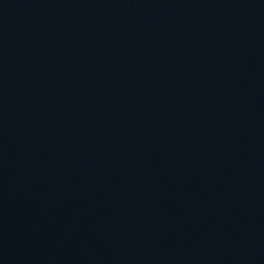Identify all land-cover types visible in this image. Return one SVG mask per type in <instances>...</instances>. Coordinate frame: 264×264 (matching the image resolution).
Here are the masks:
<instances>
[{
	"label": "water",
	"instance_id": "95a60500",
	"mask_svg": "<svg viewBox=\"0 0 264 264\" xmlns=\"http://www.w3.org/2000/svg\"><path fill=\"white\" fill-rule=\"evenodd\" d=\"M0 264H264V0H0Z\"/></svg>",
	"mask_w": 264,
	"mask_h": 264
}]
</instances>
